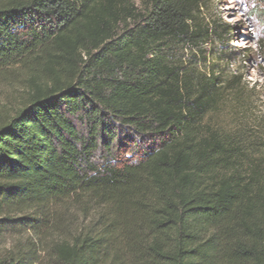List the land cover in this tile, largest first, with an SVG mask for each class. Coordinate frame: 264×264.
Returning a JSON list of instances; mask_svg holds the SVG:
<instances>
[{"label": "trees", "instance_id": "16d2710c", "mask_svg": "<svg viewBox=\"0 0 264 264\" xmlns=\"http://www.w3.org/2000/svg\"><path fill=\"white\" fill-rule=\"evenodd\" d=\"M204 1L0 0V264H264V167L205 120L230 88L173 59Z\"/></svg>", "mask_w": 264, "mask_h": 264}, {"label": "rangeland", "instance_id": "374dc122", "mask_svg": "<svg viewBox=\"0 0 264 264\" xmlns=\"http://www.w3.org/2000/svg\"><path fill=\"white\" fill-rule=\"evenodd\" d=\"M136 4L140 7V0ZM200 20L209 38L173 49V59L218 73L230 89L205 120L224 131H242L251 150L248 162L264 167V0H205ZM20 95L19 89L0 85V117L13 112ZM74 214L75 221L82 219Z\"/></svg>", "mask_w": 264, "mask_h": 264}]
</instances>
